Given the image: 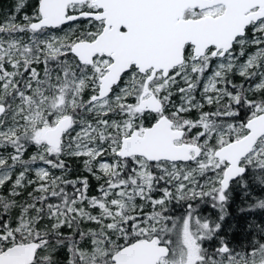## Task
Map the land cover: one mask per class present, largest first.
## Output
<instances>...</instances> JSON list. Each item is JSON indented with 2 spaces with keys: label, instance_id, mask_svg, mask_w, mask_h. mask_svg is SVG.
<instances>
[{
  "label": "snow or ice",
  "instance_id": "snow-or-ice-1",
  "mask_svg": "<svg viewBox=\"0 0 264 264\" xmlns=\"http://www.w3.org/2000/svg\"><path fill=\"white\" fill-rule=\"evenodd\" d=\"M0 264H264V0L0 4Z\"/></svg>",
  "mask_w": 264,
  "mask_h": 264
},
{
  "label": "trees",
  "instance_id": "trees-1",
  "mask_svg": "<svg viewBox=\"0 0 264 264\" xmlns=\"http://www.w3.org/2000/svg\"><path fill=\"white\" fill-rule=\"evenodd\" d=\"M7 0H0V4L6 3Z\"/></svg>",
  "mask_w": 264,
  "mask_h": 264
}]
</instances>
